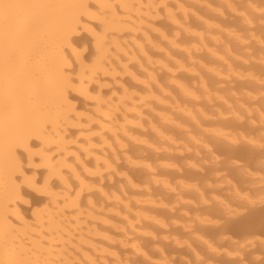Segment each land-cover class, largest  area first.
<instances>
[{"label":"bare ground","instance_id":"1","mask_svg":"<svg viewBox=\"0 0 264 264\" xmlns=\"http://www.w3.org/2000/svg\"><path fill=\"white\" fill-rule=\"evenodd\" d=\"M261 18L264 0H0V264L243 262L211 218L239 215L223 186L264 210L221 144L264 145Z\"/></svg>","mask_w":264,"mask_h":264},{"label":"rangeland","instance_id":"2","mask_svg":"<svg viewBox=\"0 0 264 264\" xmlns=\"http://www.w3.org/2000/svg\"><path fill=\"white\" fill-rule=\"evenodd\" d=\"M215 19L219 22H230V20H232L233 18L228 17L226 20H224L219 17H215ZM235 19L238 22H241L240 18L236 17ZM261 20L264 24V18H261ZM254 122L256 123L257 127L261 128V132H263L264 127L261 126L260 123H258V120L254 118ZM234 123L237 124L235 120H232L231 124L233 125ZM243 132L253 139L261 140V142L263 141L259 136V132L256 131L252 126H250L247 121L245 122V125L243 127ZM221 144L227 148L234 147L233 149L238 153H242L248 156L246 157V159L237 158L228 161L226 164L225 173L229 177V179L238 186L241 192L248 194L256 202L264 204V181L255 182L251 178L241 173L240 170L233 164L237 163L239 165L249 167V169L251 168V171L253 170V172L257 173L264 179V166H260L258 164L259 161L264 162V145L259 148H255L245 145L232 146L227 142H221ZM221 160L223 161V157H221ZM218 164L219 163L212 160L211 157H207L201 167L203 171H214L218 167ZM218 184H220V182L215 181L213 183L214 186ZM217 190H219V198L227 200L236 210L239 211V215H222L219 213H214L212 215V222L218 223V227H212L215 231V240L218 241L224 234H228L229 236H231L232 240L235 241L239 247L227 246L226 248H224V251H226L230 256L235 254L241 255L244 261H239L237 264H264V247L260 244V241H264V233L251 230H246L236 235L232 233L233 226L245 225L249 223V221L253 217L264 216V210L259 209L256 206H252L241 199L231 197L232 191L227 186H223L221 189ZM208 199L214 206L218 205L211 194L208 195ZM196 201L200 200L196 198ZM165 243L171 244V242ZM195 244L197 245V247L202 248L201 244ZM241 245L243 246L242 248L240 247ZM221 254L223 255V253ZM195 260L196 259L191 252L185 251L183 256H170L168 264H194ZM153 264L166 263L163 261L162 257L157 252H155L153 256Z\"/></svg>","mask_w":264,"mask_h":264}]
</instances>
